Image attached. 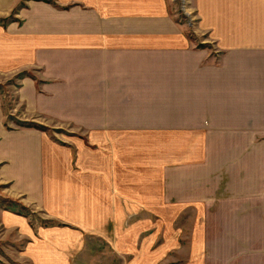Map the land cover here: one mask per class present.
<instances>
[{
	"label": "crops",
	"instance_id": "0c3cea01",
	"mask_svg": "<svg viewBox=\"0 0 264 264\" xmlns=\"http://www.w3.org/2000/svg\"><path fill=\"white\" fill-rule=\"evenodd\" d=\"M50 1L0 0L2 15L25 5L2 39L35 77L26 112L74 135L9 147L21 184L46 186L74 227L7 218L30 262L72 264V249L85 264L98 235L129 249L126 219L159 216L183 264H264V0H193V23L172 0Z\"/></svg>",
	"mask_w": 264,
	"mask_h": 264
},
{
	"label": "rangeland",
	"instance_id": "374dc122",
	"mask_svg": "<svg viewBox=\"0 0 264 264\" xmlns=\"http://www.w3.org/2000/svg\"><path fill=\"white\" fill-rule=\"evenodd\" d=\"M172 3L180 22L187 23L196 18L197 11L192 9L193 0H172ZM23 7L24 3H20L14 11L3 15L0 13V264H32L26 256L27 239L20 232L5 226L7 218H10L11 222L16 221V216L26 218L28 225L35 231L42 230V234H56L58 231L74 229L66 218L54 216L60 210L51 208L46 186L33 182L30 185L21 184L17 176L18 169L12 167L16 162H12L8 153L9 147L11 151L19 150L29 131L38 133L36 135L41 148L57 145L67 149L68 141L74 136L69 125L26 112L25 102L20 99L22 82L35 77L30 70L21 69L18 59L5 51L6 45L3 44L2 35L9 25L22 23L12 19L21 21L17 14ZM5 19L8 23L2 22ZM32 159L33 157H29L27 162L24 161L26 166H35L31 163ZM43 166L40 162L39 168ZM192 220L193 218H180L179 224L186 226V223ZM127 230L137 237L131 242V248L118 252L109 240H104L107 239L106 236L98 235V239L90 243L93 250L87 253L85 264H165L164 258L168 259L169 253L171 258L177 259L171 262L172 264L187 262L186 257L177 258L175 249L164 253L162 217L126 219L124 232ZM93 237L95 236L92 235ZM70 252L68 258L72 257V264H83L82 250L73 252L70 249ZM80 256L82 258H78Z\"/></svg>",
	"mask_w": 264,
	"mask_h": 264
},
{
	"label": "trees",
	"instance_id": "16d2710c",
	"mask_svg": "<svg viewBox=\"0 0 264 264\" xmlns=\"http://www.w3.org/2000/svg\"><path fill=\"white\" fill-rule=\"evenodd\" d=\"M44 2H46V3H52L50 0H43ZM14 22H19V23H21V21H19V20H17V19H12ZM2 22H4V23H8V21H7V19H5V20H3ZM23 75H20V77H22ZM33 80H35V78H33Z\"/></svg>",
	"mask_w": 264,
	"mask_h": 264
},
{
	"label": "built area",
	"instance_id": "2783aa9c",
	"mask_svg": "<svg viewBox=\"0 0 264 264\" xmlns=\"http://www.w3.org/2000/svg\"><path fill=\"white\" fill-rule=\"evenodd\" d=\"M194 21H195V20H193V19H190V20H189V22H191V23H193Z\"/></svg>",
	"mask_w": 264,
	"mask_h": 264
}]
</instances>
